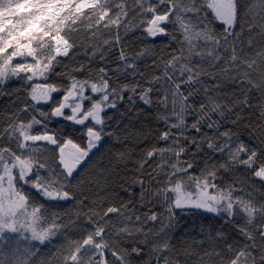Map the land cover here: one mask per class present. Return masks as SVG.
Returning <instances> with one entry per match:
<instances>
[{"label": "snow or ice", "instance_id": "1", "mask_svg": "<svg viewBox=\"0 0 264 264\" xmlns=\"http://www.w3.org/2000/svg\"><path fill=\"white\" fill-rule=\"evenodd\" d=\"M18 80L27 88L10 91ZM5 95L0 264H264V0H0ZM125 101L121 120L138 103L155 109L154 142L84 175L128 133L108 114ZM57 120L83 135H62ZM241 169L250 176L221 175ZM101 180L116 187L101 196ZM69 203L64 215L45 207ZM192 209L226 217L236 235L174 244L178 210ZM69 229L78 236L40 261L39 246Z\"/></svg>", "mask_w": 264, "mask_h": 264}, {"label": "trees", "instance_id": "2", "mask_svg": "<svg viewBox=\"0 0 264 264\" xmlns=\"http://www.w3.org/2000/svg\"><path fill=\"white\" fill-rule=\"evenodd\" d=\"M257 41H259L260 37L257 35L254 37ZM80 40H84L83 34L79 37ZM130 41H135L133 46H138L139 42V34H130ZM85 43H88L85 41ZM161 47L163 44L161 43ZM77 60H83L84 57L82 54L77 55ZM146 61L145 63H147ZM71 63V61H68ZM114 66V65H113ZM58 71L60 69H57ZM35 82H43V81H35ZM27 88V85L24 81L18 80L11 82L10 91L24 90ZM23 98V97H22ZM15 97L13 96H0V114H3L5 117L10 114L13 109V100ZM127 107V103H122L118 106L117 110H108V114L113 117L109 124L112 127H115L116 121L121 120L119 115L120 112H123ZM138 107L143 109L139 116H136L135 111L128 113L126 117L121 120L120 128L123 130L125 126L128 128V133L122 137V143H116L112 140H107L104 146L101 148L100 152L94 157L93 162L90 164L89 168L85 170L84 175L96 174L99 172L102 166H106L111 158L112 153H115L119 150H127L131 154V161H135L138 159L141 149H145L153 140L145 139L149 134L154 135L157 130V121L155 120V109H147L143 104L138 103ZM250 116L251 113H248ZM54 126L55 130L60 131L62 135H66L67 137H71L74 139H79L83 135V129L79 126L73 125L71 122H66L62 120H57L54 124L50 125ZM239 132L242 133L241 139L250 140L252 137L249 136L248 131L244 130L243 126L238 129ZM203 154L201 153V156ZM129 162L128 164V175H132L133 163ZM123 174V173H122ZM224 177L225 182H230L231 180H244L246 176H250V174L244 173V171L237 170L234 173L227 174L221 173ZM112 187H116L110 183L106 184L103 180H101V188L99 189V194L101 196L105 195V189H110ZM259 187V185H258ZM131 191L135 194H138L139 188L136 186H132ZM118 195L121 198H127L129 196V192L120 191L117 188ZM109 195L113 194L111 192ZM37 203H42V201L35 197ZM48 212H59L61 215L65 213H71L73 210V205L71 203L66 205H58L55 208H49L45 205ZM158 211L160 209H157ZM226 217L224 216H216L211 213H202L193 210L187 211H179L176 217V225L172 231L173 243L179 245L181 241H188V243H192L193 240L199 241L200 239H205L208 231L210 230L213 234L217 230L222 231L225 235L231 239L236 235L233 229V224L226 222ZM237 220L239 217L236 218ZM203 229V232H202ZM78 233L74 230H66L62 233L58 234L54 237L50 242H48L44 246H39V260L40 261H53L54 256L57 251L65 246L70 239L76 238ZM207 246V245H206Z\"/></svg>", "mask_w": 264, "mask_h": 264}, {"label": "rangeland", "instance_id": "3", "mask_svg": "<svg viewBox=\"0 0 264 264\" xmlns=\"http://www.w3.org/2000/svg\"><path fill=\"white\" fill-rule=\"evenodd\" d=\"M192 210H193V211H195V212H196V211H198V212H202V211H199V210H195V209H192ZM202 213H206V212H202Z\"/></svg>", "mask_w": 264, "mask_h": 264}]
</instances>
